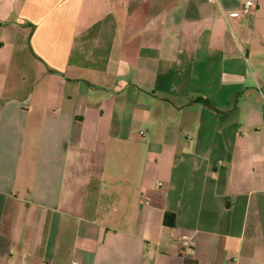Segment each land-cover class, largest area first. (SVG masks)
I'll use <instances>...</instances> for the list:
<instances>
[{
    "label": "crops",
    "instance_id": "1",
    "mask_svg": "<svg viewBox=\"0 0 264 264\" xmlns=\"http://www.w3.org/2000/svg\"><path fill=\"white\" fill-rule=\"evenodd\" d=\"M185 258L264 264V0H0V264Z\"/></svg>",
    "mask_w": 264,
    "mask_h": 264
},
{
    "label": "built area",
    "instance_id": "2",
    "mask_svg": "<svg viewBox=\"0 0 264 264\" xmlns=\"http://www.w3.org/2000/svg\"><path fill=\"white\" fill-rule=\"evenodd\" d=\"M253 6H254V4L251 1H248L245 3V5L240 10H238V11H222V15H223V17H226L229 19L230 18H236V17L241 16V15H248V14H250V11H251ZM141 135H143V133H141ZM144 204L149 205V202L146 201ZM191 245H192L191 239H186L182 242V248L184 250H189L191 248ZM74 264H80V263L75 262Z\"/></svg>",
    "mask_w": 264,
    "mask_h": 264
},
{
    "label": "trees",
    "instance_id": "3",
    "mask_svg": "<svg viewBox=\"0 0 264 264\" xmlns=\"http://www.w3.org/2000/svg\"><path fill=\"white\" fill-rule=\"evenodd\" d=\"M237 96H240V94H238ZM195 102L200 103V104L204 105L205 107L214 110L218 115L221 114V112L218 111L217 109H215L207 99L200 97V98H197L195 100ZM164 224L168 227H174L175 226V215L171 214V213H166L165 217H164ZM184 264H198V263L194 259L185 258Z\"/></svg>",
    "mask_w": 264,
    "mask_h": 264
}]
</instances>
